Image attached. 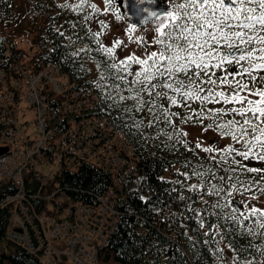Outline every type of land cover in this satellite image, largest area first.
I'll return each mask as SVG.
<instances>
[{"label":"snow or ice","instance_id":"1","mask_svg":"<svg viewBox=\"0 0 264 264\" xmlns=\"http://www.w3.org/2000/svg\"><path fill=\"white\" fill-rule=\"evenodd\" d=\"M169 3L170 9L156 11L152 6L157 0H127L134 16L154 24V34L149 40L137 35L136 26L131 25L125 31L127 43L116 38L111 44L102 39L109 24L101 16L121 19L115 0H101L100 4L94 0H63L59 7L79 15L80 22L87 26L85 35L96 45L94 51L104 56L97 64L101 73L96 87L107 90L105 102L111 101L109 108L118 111L129 134L162 123L171 129L160 132L174 141L173 148L181 146L196 155V150L208 154L202 159L213 161V167L193 166L186 160V171L181 173L186 180L197 178V183L184 186L197 192L199 202L213 209L209 213L206 208L205 214L199 215L196 208L189 206L197 214L196 231L207 225L201 235L211 232L226 241L225 246L236 253L234 264H252L236 237L264 236V0ZM90 22L99 28L88 26ZM71 26L75 28L76 24ZM129 43L142 51L118 56L117 49L126 48ZM87 51L93 49L80 48L72 55ZM193 104L197 107L193 108ZM174 108L184 111H173ZM145 111L152 116L147 125L143 118L126 115ZM181 125H198L204 131L213 129L220 140L211 146L197 142L190 148L188 133ZM252 162L261 166H250ZM213 180L219 183H211ZM225 184L244 199L224 204L202 199L204 194L219 197L226 191L222 186ZM200 188L204 189L202 194ZM181 199L190 201L192 197Z\"/></svg>","mask_w":264,"mask_h":264},{"label":"trees","instance_id":"2","mask_svg":"<svg viewBox=\"0 0 264 264\" xmlns=\"http://www.w3.org/2000/svg\"><path fill=\"white\" fill-rule=\"evenodd\" d=\"M29 1L32 7L43 9L47 15L41 21V29L36 36L38 39L35 38L38 49L33 52L26 67L34 70L46 62L58 65L62 72L70 76L71 82L81 89V96L88 99L87 102L77 106L76 98L70 96L69 105L65 106L59 92H56L55 96L51 91L48 92L49 97L52 98L49 100L50 119L59 117L58 115L66 111L72 115L106 113L113 122L115 121V129L120 130L134 145L132 155L124 152L130 167L122 164L123 168L128 169L124 168L118 174L117 184H114L116 179L109 163L99 164L94 160H82L78 167L67 168L63 173L57 174V180L62 183L66 192L78 199L93 201L98 193L105 192L111 184H114L117 191H121L124 195L120 202L121 213L109 233V241L104 247L103 257H113L119 261V264H230L226 252L228 249L225 246L226 241L220 240L219 236H213L211 232L208 236L201 235V232L207 230V225L204 229L196 231L199 222L195 216L204 215L206 208L209 213L213 209L209 208L208 204L200 203V195L197 192L188 191L184 186L197 183V178L186 180L181 175L186 171L184 167L186 160L191 161L193 166L203 164L206 168L213 167V161L202 159L208 154L196 150L199 153L196 155L181 146L173 148L174 141H169L160 132L161 129L165 131H171V129L166 128L162 123L153 127H144L141 133H136V130L132 129V132L136 134H129L128 129L122 126L125 121L119 118L118 111L109 108L111 101L105 102L107 90L102 91L96 87L101 73L97 64L104 59V56L94 51L96 45L90 37L85 35L87 26L80 22L79 15L60 8L59 5L63 3V0ZM69 2L75 3L76 0H69ZM15 4L16 0H0V17L8 16L11 19ZM118 4L115 0L116 7L119 6ZM73 23L76 24L75 28L71 26ZM107 23L109 24L108 21ZM88 26L94 29L99 28L98 24L92 22ZM60 32L63 35H60ZM102 39L108 43L106 34ZM89 47L93 51L82 52L80 56L72 55L80 48ZM20 53L16 43L9 42L7 36L0 33V69L3 68L10 74L7 76L8 86H0V133L5 128L1 112L5 107L9 108L7 101L12 98L18 100V94L14 95L10 82L11 74L21 73L18 71L20 69L18 59L22 54ZM117 55L121 58L128 56L121 55L119 49H117ZM1 83L2 76H0ZM93 92L95 96L90 98ZM192 107L195 108L197 105L193 104ZM209 107L213 106L209 105ZM173 111L183 112L184 109L174 108ZM67 115L69 114L61 118L66 120L70 116ZM126 115L134 116L136 119L143 118L145 125L152 119L147 111ZM176 122L179 123V120L177 119ZM186 139L190 142V148H194L199 142L190 136ZM202 144L211 146L216 143L210 141ZM250 166L261 165L252 162ZM30 173V176H33V170ZM9 182L8 179H0V201L7 190L12 188ZM211 183L219 182L213 180ZM222 186L226 191L219 197L204 194L202 199L210 203L219 200L222 204L236 198L244 199L227 184ZM203 192L204 189L200 188L199 193ZM229 192L232 193L231 196L228 195ZM181 196H191L192 200L181 199ZM189 206L196 208L197 214H194ZM227 211L228 209H225V212ZM8 219L9 207L4 204L0 206V264L7 262L9 264H46L38 253L30 251L22 243L7 236ZM208 219L214 221L215 218L208 216ZM249 226L252 225L249 224ZM236 239L238 245L246 249L247 260L252 261V264H264V236H238ZM218 248L222 251H216ZM232 255L234 258L236 253L232 251Z\"/></svg>","mask_w":264,"mask_h":264},{"label":"built area","instance_id":"3","mask_svg":"<svg viewBox=\"0 0 264 264\" xmlns=\"http://www.w3.org/2000/svg\"><path fill=\"white\" fill-rule=\"evenodd\" d=\"M64 81L57 78L52 64L28 78L25 98L35 108L36 135L14 136L15 113L7 102L2 135L9 148L0 154V179H9L13 189L2 196L0 206L9 207L8 236L41 253L48 264H94L121 213L122 195L114 184L122 169H128L122 164L130 167L124 152L132 155L134 145L106 126L105 116L74 117L63 126L51 121L50 89L61 94L65 106L70 96L76 98L77 106L88 101L80 89ZM82 160L117 164L114 184L97 194L95 201L72 197L57 180L60 168H71ZM49 163L55 164L52 172L42 168Z\"/></svg>","mask_w":264,"mask_h":264},{"label":"rangeland","instance_id":"4","mask_svg":"<svg viewBox=\"0 0 264 264\" xmlns=\"http://www.w3.org/2000/svg\"><path fill=\"white\" fill-rule=\"evenodd\" d=\"M167 1V0H166ZM169 1V0H168ZM167 1V2H168ZM94 2L100 4L101 0H94ZM118 3V0H116ZM119 5V4H118ZM119 9L118 14L121 16L120 20H116L114 15H109L107 17L101 16V18L106 19L109 22V28L106 32V38L108 43L111 44V42L116 39L120 38L124 40L126 43L128 42V37L125 35L126 29L131 26H136V34L137 35H143L147 39H151L153 36V28L154 24L151 22L146 23L145 25L139 24V23H133L129 18L127 17L126 13L121 10V8L118 6ZM170 9V8H168ZM47 13L43 12V9H36L32 7L31 2L29 0H16V4L13 9V17L10 19L7 17H0V33L5 34L9 40V42H15L16 46H18L23 51V58H19L23 60L25 63H21L22 65L26 64V62H29V59L31 55L33 56V52L38 49L37 45L35 44V38L37 35H39L42 20L45 19V16ZM38 37L36 38V40ZM136 51L137 54L142 51V49L137 48L135 44H128V47L119 49V53L121 55H129L132 51ZM151 50V49H150ZM21 54V53H20ZM29 68L24 69L22 73H25V76L29 75L30 77V71ZM57 78L64 79L62 76H58ZM68 78L65 79L64 82H67ZM22 87L24 88V92H26V81L23 83ZM27 101L20 102L19 110H22L23 108L28 107L29 103H26ZM16 109V110H17ZM33 116V111H29L26 114V117L31 119ZM26 128H20L18 125V128L16 130L15 135L20 136L28 131H35V125L32 122H25ZM183 129L187 131L188 136H190L193 139L198 140L201 143H208L210 141L216 143L218 140H220V137L216 131L213 129H208L207 131L202 130L201 126L198 125H182ZM1 143H7L5 140H1ZM221 143H227V141L221 140ZM111 168L113 170V173H117L116 169V162H111ZM115 166V167H114ZM252 203H257L256 201H252ZM226 252L228 253V261L230 264H233V255L232 250L227 249ZM6 264H9L8 262ZM95 264H119V261L114 259L113 257L110 258H104L103 256L95 262Z\"/></svg>","mask_w":264,"mask_h":264},{"label":"water","instance_id":"5","mask_svg":"<svg viewBox=\"0 0 264 264\" xmlns=\"http://www.w3.org/2000/svg\"><path fill=\"white\" fill-rule=\"evenodd\" d=\"M120 3H121V8H122V11L126 12L128 14V17L129 19L132 21V22H136V23H141V24H146L145 22L139 20L136 16H134L132 14L131 11L128 10V7H127V0H126V6L124 5L123 3V0H119ZM169 6V4L163 0V2L161 3V0H157V4L156 5H153L152 7L156 10V11H161L162 9H167ZM127 8V10H126ZM131 14V15H130ZM5 146H0V152H2L3 150H5ZM235 201H239L238 199H235ZM239 206V204H238Z\"/></svg>","mask_w":264,"mask_h":264}]
</instances>
